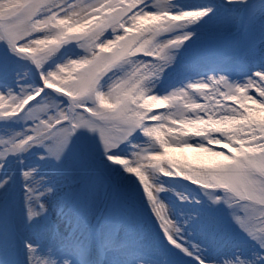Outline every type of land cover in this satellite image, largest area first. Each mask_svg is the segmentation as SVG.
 Listing matches in <instances>:
<instances>
[{
    "label": "snow or ice",
    "instance_id": "obj_1",
    "mask_svg": "<svg viewBox=\"0 0 264 264\" xmlns=\"http://www.w3.org/2000/svg\"><path fill=\"white\" fill-rule=\"evenodd\" d=\"M0 264H264V0H0Z\"/></svg>",
    "mask_w": 264,
    "mask_h": 264
}]
</instances>
